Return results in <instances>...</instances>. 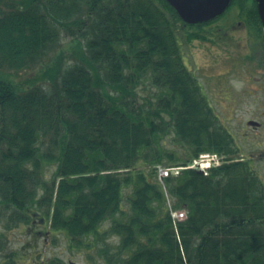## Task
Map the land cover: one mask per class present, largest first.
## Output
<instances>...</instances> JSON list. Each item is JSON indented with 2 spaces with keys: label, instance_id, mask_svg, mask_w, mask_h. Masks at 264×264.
<instances>
[{
  "label": "trees",
  "instance_id": "16d2710c",
  "mask_svg": "<svg viewBox=\"0 0 264 264\" xmlns=\"http://www.w3.org/2000/svg\"><path fill=\"white\" fill-rule=\"evenodd\" d=\"M233 4L257 38L256 7ZM181 20L166 0H0V68L54 59L40 65L48 87L0 79V205L9 223L47 210L73 247L96 246L104 264H264V187L248 162L165 178L187 217L176 228L167 210L157 164L238 151L184 63L183 43L203 36L185 31L183 41ZM63 34L74 41L69 54L59 48ZM146 80L159 88L148 105L138 95ZM169 132L183 152L163 147ZM111 235L118 243L106 242Z\"/></svg>",
  "mask_w": 264,
  "mask_h": 264
},
{
  "label": "rangeland",
  "instance_id": "374dc122",
  "mask_svg": "<svg viewBox=\"0 0 264 264\" xmlns=\"http://www.w3.org/2000/svg\"><path fill=\"white\" fill-rule=\"evenodd\" d=\"M237 17L238 10L235 8V5H232L222 17L216 20H233L231 24H237L239 21ZM179 29L178 32L184 41L185 31L181 29L180 23ZM225 31L228 34L220 42L219 38H216L218 35L208 37V39L203 40L204 42H199L198 40L184 42V54L192 67L197 61L203 65L201 66V72L204 74L202 80H205L209 96H213L211 102L222 116L221 120L223 124H227L236 138L237 142L234 144L239 145L240 150L232 156V161L238 158V156L245 159L253 156L254 162L252 164L254 165V169L264 180V125L259 126L248 123L251 119L264 122V88H261L256 80H254L257 74L254 70L256 65V60L254 59L255 54L250 55L249 48L252 46H249V40L246 39L247 33L245 27L242 26L240 29L232 30L228 26ZM218 34L222 33L218 32ZM216 39L220 44L217 43ZM223 41L231 43L224 45ZM73 46L74 41H72L71 35L63 34L59 48L69 54L72 52ZM53 61L54 59L50 57L36 65V67L25 69L2 67L0 68V79L10 81L18 87L20 85L21 89L27 87L30 82L32 84H44L48 87L49 83L47 80L40 77L42 72L40 65H44L45 63L51 65ZM34 77L38 78L35 79ZM158 92L159 88L153 85L150 80H146L143 84L139 85V101L148 105L150 101H155ZM174 135L173 132H169L163 136L161 141L163 147L168 151L183 152L185 149L184 146L178 142ZM44 141V147H49V140L45 139ZM52 167L51 165L47 168L48 178L53 174ZM125 203L127 202L125 201ZM2 206L0 205V233L5 232L4 225L9 222L8 216L4 215V207ZM44 212H47V210H44ZM103 223V227H106L109 226L110 221L107 220ZM5 233L9 235L12 247L16 248L21 245V239L24 237L20 235V230H14L12 232L6 231ZM119 239L120 237L118 235H111L106 238V242L118 243ZM97 249L99 248L93 246L87 254L83 255L78 251L71 250L66 241L60 240L59 237L55 245V254H70L79 264H104L100 254L97 253ZM92 254L97 255L95 259Z\"/></svg>",
  "mask_w": 264,
  "mask_h": 264
},
{
  "label": "flooded vegetation",
  "instance_id": "af4514ba",
  "mask_svg": "<svg viewBox=\"0 0 264 264\" xmlns=\"http://www.w3.org/2000/svg\"><path fill=\"white\" fill-rule=\"evenodd\" d=\"M248 6H254L257 9V14L261 22V30L259 31V36L255 38L253 33L249 30V25L247 16L242 15L240 12V5H236L235 8L238 10V22L237 24H231L233 20H216L228 10V8L221 14L219 17H215L208 21L197 22V23H182V28L184 31L199 32L202 34L203 38H195L193 41L198 40L199 42H204L203 40L208 39V37L219 38V42L222 41L224 36L228 34L225 29L230 26V29H240L245 27L246 30V39L249 40L250 55L255 54V71L256 77L254 80L264 88V21H262L259 15V2L257 0H247ZM243 18H242V17ZM218 25V26H217ZM216 28V29H215ZM215 29V30H214ZM220 30V31H219ZM222 31V32H221ZM218 32L222 34H218ZM217 43L218 40L216 39ZM224 42V41H223ZM231 42H224V45H229ZM220 44V43H219ZM247 44V45H248ZM255 52V53H254ZM241 55V54H240ZM247 55V53H245ZM246 57V56H245ZM185 64L189 67V60L185 56ZM201 66H203L199 61L193 64V67L190 64L189 70L191 69L193 75L197 78L199 86L201 87V93L203 94V99L207 103L208 109L211 107L214 108L217 115L220 117V113L217 112L216 108L213 106L211 100L213 96L207 93V86L205 80H202L204 74L201 72ZM202 96V95H201ZM259 126L264 125V122L258 121ZM253 155L252 153H249ZM245 158H239V161L244 162ZM253 156H249V163H253ZM251 165V164H250ZM10 210H13L12 208ZM31 217L30 222H18L16 224H6L4 225V231L12 232L14 230H20V235L24 238L21 239V245L14 248L11 246L12 242L9 239V235L5 232L0 233V264H79L73 259V256L70 254H55V245L56 241L60 237V240H65L69 248L73 251H78L79 253L85 255L90 251L87 247H73L71 245L70 236L62 229H56L51 222L50 216L46 212H34V215L31 211L28 212ZM58 236V238H57ZM64 252V251H63ZM93 258H96V254H92Z\"/></svg>",
  "mask_w": 264,
  "mask_h": 264
},
{
  "label": "water",
  "instance_id": "95a60500",
  "mask_svg": "<svg viewBox=\"0 0 264 264\" xmlns=\"http://www.w3.org/2000/svg\"><path fill=\"white\" fill-rule=\"evenodd\" d=\"M179 12L184 21L199 22L222 13L231 0H167ZM260 17L264 20V0H259Z\"/></svg>",
  "mask_w": 264,
  "mask_h": 264
},
{
  "label": "bare ground",
  "instance_id": "6f19581e",
  "mask_svg": "<svg viewBox=\"0 0 264 264\" xmlns=\"http://www.w3.org/2000/svg\"><path fill=\"white\" fill-rule=\"evenodd\" d=\"M182 171H179V173H181ZM170 176H175V172L174 171H170L168 173H163L161 174L157 179H165L168 178ZM166 200V205H167V210H169L172 219L174 217H178L180 218L179 220H183L184 217L187 215V210L184 207H175V199L173 197L170 198H165ZM91 237V236H90ZM93 239V237H91ZM89 245H84L82 247H87L88 249H90L88 247ZM77 264V263H75Z\"/></svg>",
  "mask_w": 264,
  "mask_h": 264
},
{
  "label": "built area",
  "instance_id": "2783aa9c",
  "mask_svg": "<svg viewBox=\"0 0 264 264\" xmlns=\"http://www.w3.org/2000/svg\"><path fill=\"white\" fill-rule=\"evenodd\" d=\"M207 163H208V162H207ZM163 172H164V173H168V171H167V170H163Z\"/></svg>",
  "mask_w": 264,
  "mask_h": 264
}]
</instances>
